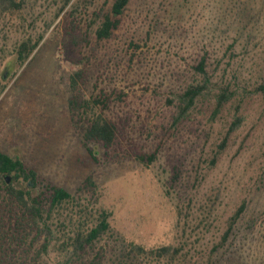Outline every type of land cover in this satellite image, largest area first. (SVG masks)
Instances as JSON below:
<instances>
[{"label":"rangeland","instance_id":"1","mask_svg":"<svg viewBox=\"0 0 264 264\" xmlns=\"http://www.w3.org/2000/svg\"><path fill=\"white\" fill-rule=\"evenodd\" d=\"M112 1L21 0L20 11L0 15V151L71 194L91 177L94 187L76 197L87 213H111V233L101 244L173 245L190 264H264V94L251 87L260 76L248 78L244 93L215 120L212 104L202 102L174 122L173 100L193 79L190 65L202 47L222 44L228 0H131L114 36L95 42V14ZM58 10L64 11L55 19ZM39 35L27 62L8 72L13 47ZM254 50L243 62L251 71L261 67L264 38ZM80 65L86 76L80 99H103L98 109L118 129L114 150L90 146L95 158L68 107L69 77ZM234 116L241 125L222 150ZM152 152L157 157L148 166L134 159ZM56 248L49 261L64 264Z\"/></svg>","mask_w":264,"mask_h":264},{"label":"trees","instance_id":"2","mask_svg":"<svg viewBox=\"0 0 264 264\" xmlns=\"http://www.w3.org/2000/svg\"><path fill=\"white\" fill-rule=\"evenodd\" d=\"M146 1L150 5L149 0ZM130 2L113 0L108 10H99L95 14L98 22L93 31L95 42H104L114 36ZM225 3L231 9L222 11V44L202 47L201 54L190 65L193 79L173 100L176 123L186 119L202 102L212 104L210 117L215 120L227 104L244 93L250 85L248 78L260 76L261 82L251 87L254 92L264 94V74L259 75L264 72V57L260 63L263 68L254 67L251 71L243 64L264 38L261 26L264 0H228ZM22 7L21 0H0V15L20 11ZM63 11L58 10L55 19ZM154 16L157 14L154 13ZM66 31L69 39L77 37L73 29ZM42 39L43 35H39L35 40L26 38L18 42L9 55L8 72L13 66H23ZM83 40L88 42L85 37ZM243 68L250 72L244 73ZM85 81L80 65L69 77L71 97L68 107L73 128L83 147L95 158L96 151L90 146H101L106 153L114 150L118 129L115 122L98 109L99 104L105 105L103 99L99 96L80 99L79 86ZM241 122V117L234 116L227 136L221 142L222 150L227 145V137L239 128ZM156 157V152L136 153L134 159L148 166ZM93 187L91 177H88L75 194H71L40 178L34 168L27 167L19 158L0 151V264H52L49 253L55 245H58L57 252L66 257L64 264H190L182 250L173 245L144 248L132 241L122 240L114 249L109 243L101 244L104 237L111 233V213L104 208L95 209L93 214L87 213L76 197ZM245 207L241 204L230 218L223 240L227 239Z\"/></svg>","mask_w":264,"mask_h":264}]
</instances>
